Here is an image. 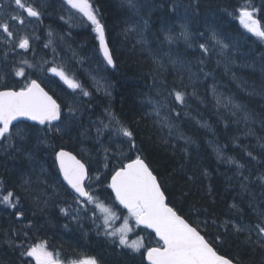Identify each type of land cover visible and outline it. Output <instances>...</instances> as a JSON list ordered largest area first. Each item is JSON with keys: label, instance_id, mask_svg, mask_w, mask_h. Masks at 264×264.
I'll use <instances>...</instances> for the list:
<instances>
[{"label": "trees", "instance_id": "obj_1", "mask_svg": "<svg viewBox=\"0 0 264 264\" xmlns=\"http://www.w3.org/2000/svg\"><path fill=\"white\" fill-rule=\"evenodd\" d=\"M93 1L104 19L106 37L118 73L113 79V98L103 96L97 100L96 107L112 106L110 114L116 118L119 116L129 125L134 134L135 152L143 154L159 176L168 202L192 224L199 225L207 238L215 240L219 236L220 242L215 246L220 253L238 259L240 264H264V248L246 242V233H237L231 224L227 231L222 227L226 222L255 225L254 209H264V206L261 208L264 205V180L260 179L264 176V41L255 38L236 21L241 6L249 5L250 10L256 9L254 16L264 24V0H138L142 6L140 15H135L128 8L126 0ZM48 7L41 25L53 21L52 26H57L61 33L65 32L77 50L96 44L95 40L87 41L89 35L85 30H72L58 23L60 8L57 4L52 3ZM144 20L148 21V26L143 29L142 40L139 30L125 34L130 24H139L142 28ZM181 25H186L192 34V47L180 36ZM213 32L228 45L226 51L230 62L227 65L218 54V48L202 54L198 47ZM39 34L44 36V30L41 29ZM167 34L175 39L166 40ZM158 79L168 85V91L161 96H166L172 89L185 92L183 105L176 103L174 97H168L169 106L175 109L170 113L171 134L169 129L156 122L159 118L148 103L149 99H156V91L160 88L156 84ZM91 82L84 80V87L88 89L93 84ZM213 88L225 101L231 98L243 105L252 119L245 123L240 119V113L233 116V110L227 112L218 107ZM161 96L157 98L161 99ZM165 109L168 114V109ZM189 112L204 116L201 121L207 125L199 126ZM72 125L74 121H65L62 132H54V136L48 137L39 135L38 142L75 150L78 137L83 138L80 139L83 143H89L84 138L85 131L77 129L76 124ZM29 137L32 138L31 135ZM19 145L22 147V143H17L18 148ZM227 158L238 159L243 169L236 164L230 165ZM43 159L45 162L41 161L46 165V159ZM106 161L109 162V158ZM11 164L14 167V163ZM113 164L109 163V167ZM23 168L21 165L13 173L8 170L10 175L7 176V182L20 192H26L27 186L22 183L28 180V174L21 170ZM244 177L248 180L245 181ZM44 178L51 183L54 180L47 175ZM241 183L247 184V190L241 188ZM14 215L9 217L10 222L7 220L0 225V264H21L19 252L13 251L5 241L14 237L13 230L28 233L29 228L25 222L17 225ZM35 222L37 228L44 224L42 220ZM67 239L62 238L58 242L68 252L94 245L104 260L108 258L107 264L135 263L133 258L117 254L114 249H103L97 241L88 245L81 239L71 238L72 241L66 242ZM252 239H256L255 233ZM135 260L141 261L140 258Z\"/></svg>", "mask_w": 264, "mask_h": 264}, {"label": "snow or ice", "instance_id": "obj_2", "mask_svg": "<svg viewBox=\"0 0 264 264\" xmlns=\"http://www.w3.org/2000/svg\"><path fill=\"white\" fill-rule=\"evenodd\" d=\"M12 3L15 5L13 8L15 14H10L7 20L0 21V30L6 34L7 38L14 37L13 31L10 30L9 20L16 21L23 26L25 25L23 13H26L27 17L30 18L39 19L41 17V12L29 0H12ZM66 3L90 22L99 41V50L103 54V60L107 65L113 68L116 67L113 54L106 41L105 26L98 18L97 10L93 9L90 0H66ZM126 3L135 15H140L142 6L138 3V0H126ZM255 11V8L250 10L249 5L241 6L239 21L247 32L264 41V24L254 16ZM147 26V20L143 21L142 28L139 24H130L125 29V34L139 30L142 40L143 29H146ZM181 28L183 30L180 32V36L183 37L189 47H192V40L194 39L192 34L188 31L186 25H181ZM201 37H203V34H201ZM165 39L172 41L175 38L171 34H167ZM212 41H215V43L212 44ZM137 42L141 41L138 40ZM17 46L19 49L28 50L30 47L29 38L27 36L21 37ZM198 47L202 50V54H207L210 50L218 48V54L223 57L225 64L227 65L230 62L226 51L228 45L223 43L214 32L205 43H200ZM20 63L26 64L29 68L33 67L27 60H21ZM200 63L203 64V60ZM48 71L59 77L73 91L79 89L83 96L91 95L62 68L53 66ZM14 75L25 78V82L19 88L15 85L9 86L7 83H4L3 87L0 88V142L8 143L11 146L13 122L18 121L20 118H27L38 122L40 125H48V131L60 133L62 128L53 122L60 121L63 124L61 105L41 87L37 80L27 79L23 67L14 69ZM205 75L208 74L205 73ZM213 94L216 95L217 105H223L226 108L231 106L233 116L240 113V119L245 123L252 119L251 114L243 105L235 103L231 98L225 101L222 95L216 94L215 88H213ZM106 95L111 96V93L106 91ZM168 97H174V101L180 105L185 103V92L177 89H172L166 96H161L160 100L149 99L148 103L152 106L155 116L159 118L156 122L161 124L162 127L168 128L169 134H171L173 125L170 113L175 109L169 106ZM165 108L168 109V114L162 116L161 110ZM68 111L70 114H74L75 110L70 107ZM105 111H108V109ZM112 121H115V124L118 125L114 131L118 135L127 138L130 151L134 149L136 145L133 132L121 124L114 115L110 116V123ZM105 127L107 128L109 125H105ZM97 132L99 133L100 129H97ZM16 135L23 139L22 129H17ZM248 155L252 156L251 153H248ZM55 158L59 163V171L63 176V180L74 193L73 201L77 205V208L74 209L77 213L73 217L74 219H78L80 211L85 213L92 211L88 207L89 205L94 206V209L99 210L103 215L104 234L113 238V242L118 239L120 246L129 248L133 252H140L142 248H145V245L142 240L129 241L128 233L132 231L129 218L135 221L136 226L142 225L154 231L156 237H158V246L145 248V258L148 264H240L238 259L228 258L218 253L215 245L220 242L219 236L215 240L206 238L205 235L201 234L199 225L193 226L166 203L165 192L162 190L161 183L153 174L149 164L140 155H137L135 159L129 158L127 164L121 163L120 167L116 168L111 174L110 183L107 185L114 192L115 200L128 213V218H125L123 227L117 230H109L110 220L115 217V213L90 191L93 180H99L100 177L90 176L86 164L82 163L71 152L63 150V148L55 153ZM252 158L255 159V157ZM227 162L236 164L238 168L243 167L232 158H227ZM105 166L107 167V165ZM260 179L264 180V176H261ZM244 180L247 181L248 177H244ZM30 184V180H24V185ZM241 188L247 190V184L241 183ZM27 190L25 188V191ZM0 204L17 209L15 215L18 218L23 216L20 197L13 191L0 194ZM232 207L235 208L236 205H232ZM254 211L257 218L255 225L226 222L222 227L227 231L228 225L231 224V227L237 233H246V242L264 248V209H254ZM61 212L68 215L69 209L62 208ZM97 219H100V217L93 212V223ZM97 227L100 228L101 225H97ZM13 232L14 237H8L5 243L13 251L19 252L21 264H29V261L24 259L25 257L32 258L35 264H62L58 256L54 257L53 252L47 249L46 243L26 245L25 241L28 239V233L21 234L16 230H13ZM253 233L256 235L255 240L252 239ZM4 235L7 237L8 233L5 232ZM16 239H20L19 244L16 243ZM69 264H98V261L95 257H86L72 260Z\"/></svg>", "mask_w": 264, "mask_h": 264}, {"label": "rangeland", "instance_id": "obj_3", "mask_svg": "<svg viewBox=\"0 0 264 264\" xmlns=\"http://www.w3.org/2000/svg\"><path fill=\"white\" fill-rule=\"evenodd\" d=\"M44 1L45 0H29V2L32 3V4L39 3L40 5H43V2ZM64 8L66 9V13H67V19H66V21L71 26H73V27H79L81 25H88V24H90V22H88L86 20V18L82 16L81 13H79L75 9H72L68 4H66V6ZM23 16L25 18V21H28V22L25 25L21 26V28L20 27L15 28L14 34H15V37H17V38H21L23 36H27L28 37L31 34V31H32L31 26L34 27V24L32 23L33 22L32 19L28 18L25 13H23ZM31 23H32V25H31ZM54 37H55V35L53 34V38ZM66 42L67 41H65L64 37L62 35H60L59 33H57L56 40L53 43H54L55 47L58 48L59 51H61L60 50V48H61L66 53H67V50H68L71 53V55H73L74 52L73 51L71 52V48L68 47V45L66 44ZM0 43H2V44L5 43V45H6V47L4 49L2 47H0V48H2V51H0V52H3L4 53V59H5V54L10 53L12 56L15 55V58L13 59V61H12V59L10 60V61H12L11 63H15L16 61H18V58H19L18 57V53H19L18 52V49H16V50H9L8 49L9 42H8V40H5L4 38H1L0 39ZM60 57H61V55L58 54V57L57 58H60ZM1 59H3V56L0 53V60ZM58 62H65V61H56L54 64H52V67L53 66H56L57 67ZM70 68H71V64H70ZM41 72H42V66L36 68V75L42 76ZM82 72H83L82 76H84V74H85L87 81L90 82L92 80L94 82L93 78L88 73H86L84 71H82ZM6 73H8V72L6 70H4V67L3 66H0V81H2L4 79L7 80V77H5V76H7ZM46 78H47V76L45 77V79ZM79 78H81V77L79 76ZM74 100H76V99H73V101ZM68 106H70L72 108V104L70 102H68ZM220 106L222 108H224L227 112H230L231 110H233L231 108V106H229L227 108L224 107L223 105H220ZM65 115L67 116V119L66 120H68L69 117H72L70 115L69 111L67 113H65ZM110 115H112V114H110ZM198 120L201 121L200 118H198ZM99 127L101 128V123L100 122L98 123V120H95V122L94 121H85L80 116H77L76 117V128L77 129H79V128L80 129H83V130L90 129L92 131H96L97 132V129H99ZM99 133H101V130H100ZM167 134H168V132H167ZM78 138H79L78 147L80 149L81 154H83L84 158L88 162H90L93 165H95V167L98 165L97 163H98L99 160L102 163L103 162L105 163L106 159H108L110 157V155H115L116 156L121 151H127L128 150L127 148L129 147V146H126V144H124L125 141L120 138V136L117 134L116 131H114V129H110V130L106 131L105 135L102 138L98 139V140H93L94 139L93 137H90L89 139H87V141L91 143V146H89V147H86V143L84 142L85 143L84 144L80 140V139L83 140L82 137H78ZM119 143H121V144H119ZM106 149H107V151H105ZM11 163L4 164L3 170L4 171L9 170V171H11L13 173V171H15V169L17 170L18 167L19 168L21 167V165H20V163L18 161H17V163L14 164V167L11 166L12 165ZM101 170H102V173H103L106 170V167L104 165H102ZM102 173H97L96 176H101ZM19 181H21V175H20V180ZM255 181H257V183H258V180L257 179H255ZM44 185H45V182H44V184H42L39 187V189L37 191V197H38L39 203L44 198H46V202H47V199L50 196L49 195V192L47 191V189H46V187ZM260 185H262V184H260ZM35 196L36 195H35V193L33 191H28L25 194V197L23 199V202L24 203H27L28 205H30V203L33 202ZM260 196L262 197V194ZM263 206L264 205H261V208ZM40 207H41L42 211L45 210V207H42V206H40ZM257 207L259 208V205ZM79 235H80V239L81 240L85 241L86 244L90 245L89 244V241L90 240L87 241L86 238L84 237L85 234H81L80 233ZM77 239L80 240L79 238H77ZM68 241H72V239L69 238V239L66 240V242H68ZM91 241H93V240H91ZM90 247L95 252V248H94L95 246L92 245ZM104 248H107V247H103V249Z\"/></svg>", "mask_w": 264, "mask_h": 264}, {"label": "bare ground", "instance_id": "obj_4", "mask_svg": "<svg viewBox=\"0 0 264 264\" xmlns=\"http://www.w3.org/2000/svg\"><path fill=\"white\" fill-rule=\"evenodd\" d=\"M56 5V4H55ZM54 7H56V6H54ZM49 8V7H48ZM48 8H47V10H48ZM51 8V7H50ZM56 9V8H55ZM54 9V10H55ZM50 11V10H49ZM53 11V10H52ZM58 10H56V12H57ZM49 13V12H48ZM59 13H60V9H59ZM45 15L47 16V13L45 12ZM197 16V15H196ZM203 16V15H202ZM54 17H55V15H54ZM186 18V17H185ZM201 20L202 21V19L201 18H198V20ZM206 19V18H205ZM197 20V21H198ZM204 20V19H203ZM49 21V20H48ZM160 21V20H159ZM53 22V21H52ZM51 22V23H52ZM157 23H158V21H157ZM202 23V22H201ZM34 24V23H33ZM157 26H158V24H157ZM49 27H52V26H50L49 25ZM56 29H57V26H56ZM58 31H59V29H57ZM60 32V31H59ZM178 32V31H177ZM61 33V32H60ZM194 33V32H193ZM196 33V32H195ZM64 37V36H63ZM179 37V36H178ZM205 37H206V34H205ZM204 38V37H203ZM207 38V37H206ZM64 39H65V41H67L66 40V38L64 37ZM208 39V38H207ZM69 40V39H68ZM204 41V40H203ZM2 42V41H1ZM68 43H69V41H67ZM84 42V41H83ZM202 42V41H201ZM58 43V42H57ZM212 43V42H211ZM121 45H123V44H121ZM0 47H2L3 49L6 47V45H5V43H0ZM121 47V46H120ZM2 48H0V51H2ZM86 48V47H85ZM174 48V47H173ZM177 48V47H176ZM77 49V48H76ZM65 52V51H64ZM159 52H161V51H159ZM1 53V55L3 56V59H1L0 60V66H3L4 67V70H6L7 72H8V70L13 66V64L14 63H11L12 61H13V59L15 58V55L14 56H12L10 53H7L6 55H5V59H4V53L3 52H0ZM163 55V54H162ZM87 56V55H86ZM139 56V55H138ZM143 56V55H142ZM12 59V61H10ZM163 59V58H162ZM165 61V60H164ZM170 61V60H169ZM163 62V61H162ZM182 62V61H181ZM160 63V62H159ZM169 63V62H168ZM182 66V65H181ZM71 69H73L75 72H77V74L81 77L80 78V80H81V82H82V85H83V87H84V80L85 81H87V79H86V76H85V74H84V76H82V74H83V70H81V69H78L77 67H76V65L74 64V63H71ZM121 71V70H120ZM166 72L168 73V71L166 70ZM175 72V71H174ZM7 74V76H8V73H6ZM41 74H42V76H38V77H40V78H42L43 80H45V81H47L46 79H45V77L47 76V74H46V68L45 67H43L42 66V72H41ZM118 74V73H117ZM164 74V73H163ZM179 78V77H178ZM92 81V80H91ZM90 81V82H91ZM157 81H159L158 83H156V84H158V86H157V88L158 87H160V88H158L159 90H157L156 92H157V95L156 96H161L163 93H165L166 94V91H168L167 89H166V86H168L167 85V83L166 82H162V80H157ZM171 81V80H170ZM89 82V81H88ZM91 83H93V81L91 82ZM171 83H173V81L171 82ZM173 85V84H172ZM171 85V86H172ZM178 87V86H177ZM85 88V87H84ZM86 89V88H85ZM61 92V91H60ZM111 95H112V93H111ZM112 97V96H111ZM108 98V97H107ZM110 98V97H109ZM113 98V97H112ZM157 98V97H156ZM160 100V99H159ZM191 102V101H190ZM187 103H188V101H187ZM192 103H193V101H192ZM168 104H169V102H168ZM193 105H195V104H193ZM167 113V112H166ZM200 114V113H199ZM201 115V114H200ZM200 115H198V118H200V119H203V117L202 116H200ZM150 116V115H149ZM184 116V115H183ZM153 117V116H152ZM66 119H67V116H66ZM198 123L199 124H202L203 122L202 121H199L198 120ZM204 125H207L206 123H203ZM202 124V125H203ZM176 129V128H175ZM255 131V130H254ZM258 137V136H257ZM77 141H78V143H79V138L77 139ZM121 142V141H120ZM119 144H121V143H119ZM124 144H126V146H129L128 145V143H126V142H124ZM77 149L75 150L89 165H90V167H91V169H92V172H93V177H95L96 175H97V173H102V170H101V168H102V165H107V167L106 168H108L109 167V164H106L107 163V161H105V163L103 162H101L100 160L98 161V165L95 167V165H93L92 163H90V162H88L85 158H84V156H83V154H81V152H80V149H79V147H78V145H77V147H76ZM127 149H129V147L127 148ZM30 152H31V150H29ZM32 153H34L33 151H32ZM248 153V152H247ZM116 156L115 155H110V157H109V161H111L112 159H114ZM19 158V157H18ZM43 159V158H42ZM41 159V160H42ZM44 160V159H43ZM42 160V161H43ZM107 160V159H106ZM19 162V161H18ZM43 162H45V161H43ZM111 163V162H110ZM19 168V167H18ZM22 170V169H21ZM20 170V171H21ZM19 172V171H18ZM105 172V171H104ZM104 172L102 173V175L104 174ZM9 174V173H8ZM12 174V173H11ZM10 175V174H9ZM13 175H15V174H13ZM44 179V176H42V178H41V180H43ZM45 181H47V183L49 182L48 181V178H46V179H44V181H43V184H44V182ZM47 183H45V187H46V189H47V191L49 192V198L47 199L48 201L45 203L46 204V207L47 206H49L50 205V199H51V197H53V196H59V195H61V191H60V189L56 186V184H55V182H54V180H53V182L51 183L50 182V184H48V187L46 186L47 185ZM46 201V198H44V199H42L41 201H40V205L43 203V201ZM28 204L27 203H25V206H27ZM43 206V205H42ZM243 217V216H242ZM107 260H108V258H106V260H105V262H107ZM108 263V262H107ZM112 264H114V263H112ZM118 264V263H117ZM121 264V263H120Z\"/></svg>", "mask_w": 264, "mask_h": 264}, {"label": "flooded vegetation", "instance_id": "obj_5", "mask_svg": "<svg viewBox=\"0 0 264 264\" xmlns=\"http://www.w3.org/2000/svg\"><path fill=\"white\" fill-rule=\"evenodd\" d=\"M48 184H50V182L47 183V185H46L47 187H48ZM47 201H48V200H47ZM45 203H46V201L44 200L43 203H42L41 205H43L44 207H46V204H45ZM47 207H48V206H47ZM127 264H131V263H128V262H127Z\"/></svg>", "mask_w": 264, "mask_h": 264}, {"label": "water", "instance_id": "obj_6", "mask_svg": "<svg viewBox=\"0 0 264 264\" xmlns=\"http://www.w3.org/2000/svg\"><path fill=\"white\" fill-rule=\"evenodd\" d=\"M25 119H27V118H25Z\"/></svg>", "mask_w": 264, "mask_h": 264}]
</instances>
